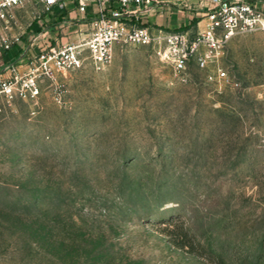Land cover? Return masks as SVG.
<instances>
[{"label": "rangeland", "instance_id": "1", "mask_svg": "<svg viewBox=\"0 0 264 264\" xmlns=\"http://www.w3.org/2000/svg\"><path fill=\"white\" fill-rule=\"evenodd\" d=\"M90 21L29 2L0 23V264H264L261 35L225 47L229 84L116 44L104 69L58 77L62 103L51 81L1 93Z\"/></svg>", "mask_w": 264, "mask_h": 264}, {"label": "built area", "instance_id": "2", "mask_svg": "<svg viewBox=\"0 0 264 264\" xmlns=\"http://www.w3.org/2000/svg\"><path fill=\"white\" fill-rule=\"evenodd\" d=\"M212 1L215 7L206 14L205 28L191 34L189 30L174 31L133 24V18L152 0H0V23L9 22L15 10L29 2L38 4L46 15L65 12L72 3L79 14L87 15L91 20L88 38L42 49L29 61L28 78L22 81V77L16 75L13 82H3L1 93L9 99L17 92L24 98L35 99L40 94V83L51 81L55 85V100L62 103L64 90L58 77L82 68L85 61L97 70L104 69L113 60L116 44L153 46L161 58L171 62L180 73L193 59L201 69L211 66L219 82L229 84L230 77L220 66L219 58L228 43L238 36L257 33L264 41V10L259 0ZM92 3L98 9L90 14ZM13 39L5 42V49L20 41L19 36Z\"/></svg>", "mask_w": 264, "mask_h": 264}, {"label": "crops", "instance_id": "3", "mask_svg": "<svg viewBox=\"0 0 264 264\" xmlns=\"http://www.w3.org/2000/svg\"><path fill=\"white\" fill-rule=\"evenodd\" d=\"M258 3L264 10V0H259ZM70 7H73L72 3L68 4L67 9ZM214 7L215 3L212 0H152L150 5L144 6L133 18V24L165 30H175L191 25L188 30L191 34H196L205 28L208 22L206 14ZM97 9L98 6L92 3L89 13L93 14Z\"/></svg>", "mask_w": 264, "mask_h": 264}, {"label": "trees", "instance_id": "4", "mask_svg": "<svg viewBox=\"0 0 264 264\" xmlns=\"http://www.w3.org/2000/svg\"><path fill=\"white\" fill-rule=\"evenodd\" d=\"M140 26H144V25H140ZM189 27H191V25L190 26H187V27H181L179 29H175L174 31L188 30Z\"/></svg>", "mask_w": 264, "mask_h": 264}]
</instances>
